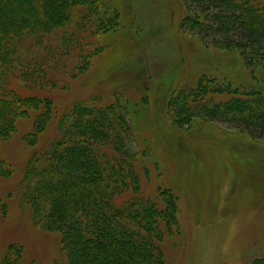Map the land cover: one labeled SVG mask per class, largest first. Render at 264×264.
<instances>
[{
    "label": "rangeland",
    "instance_id": "rangeland-1",
    "mask_svg": "<svg viewBox=\"0 0 264 264\" xmlns=\"http://www.w3.org/2000/svg\"><path fill=\"white\" fill-rule=\"evenodd\" d=\"M94 1L98 16L89 32L92 38L82 52L81 46L57 51L64 57L48 64L53 83L40 88L13 79L8 84L21 97L42 103L26 108L15 132L0 146L10 173L0 176V199L7 204V213L0 216V264H5L11 245L22 250L19 264H67L60 232L34 224L24 180L34 155L59 137L63 115L85 101L121 108L132 128L128 146L137 154L139 197L160 209L175 200L176 222L160 244L164 264L264 263V142L251 141L246 149L241 144L248 135L233 122L179 128L166 104L201 77L222 87H263L264 68L251 70L237 51L212 45L190 31L193 7L184 0ZM109 20L117 23L112 26ZM102 22L110 25L99 28ZM48 111L45 129L30 144L37 119ZM218 128L234 135L236 145L245 147L256 162L251 168L245 164L241 177L234 167L227 174V163L220 164L216 148L208 145L210 139L224 140L221 133L212 137ZM132 197L128 192L118 200Z\"/></svg>",
    "mask_w": 264,
    "mask_h": 264
},
{
    "label": "trees",
    "instance_id": "trees-1",
    "mask_svg": "<svg viewBox=\"0 0 264 264\" xmlns=\"http://www.w3.org/2000/svg\"><path fill=\"white\" fill-rule=\"evenodd\" d=\"M184 1L193 7L190 31L212 45L237 51L251 70L264 68V0ZM97 16L94 0H0V146L15 132L26 108L42 103L14 93L9 82L20 79L40 88L53 83L48 64L61 61L64 55L59 52L66 48L81 46L82 52ZM111 21L112 26L117 23ZM109 25L102 22L99 28ZM261 83L263 87L248 91L201 77L195 87L169 97L166 104L179 128L187 125L193 130L219 121L237 124L248 135L241 145L249 149L251 141L264 142V79ZM48 114L37 119L35 132L28 136L30 144L45 129ZM59 132L45 152L34 155L25 175V198L34 224L60 232L67 264H164L160 244L176 222L175 200L160 209L139 197L137 154L128 146L132 128L121 108L77 103L63 115ZM213 132L217 134L212 137L224 135V140L210 139L208 145L216 148L220 164L227 163V174L234 167L241 177L245 164L251 168L252 161L256 163L245 147L236 145L234 135L220 128ZM9 174L0 153V176ZM128 192L131 200L120 202ZM6 213L7 204L0 199V216ZM21 253L11 245L4 263L19 264Z\"/></svg>",
    "mask_w": 264,
    "mask_h": 264
}]
</instances>
